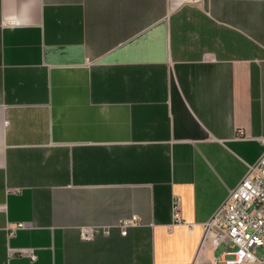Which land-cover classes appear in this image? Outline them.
Returning a JSON list of instances; mask_svg holds the SVG:
<instances>
[{"label":"crops","instance_id":"obj_1","mask_svg":"<svg viewBox=\"0 0 264 264\" xmlns=\"http://www.w3.org/2000/svg\"><path fill=\"white\" fill-rule=\"evenodd\" d=\"M262 138L264 0H0V264H222Z\"/></svg>","mask_w":264,"mask_h":264},{"label":"built area","instance_id":"obj_2","mask_svg":"<svg viewBox=\"0 0 264 264\" xmlns=\"http://www.w3.org/2000/svg\"><path fill=\"white\" fill-rule=\"evenodd\" d=\"M244 134V130H240L237 137L242 138ZM172 207V226L183 223L178 198L174 199ZM139 223L138 218L133 216L121 220L118 225L121 233L125 235L128 227ZM21 226L23 225L17 227ZM6 228L9 229L8 226ZM11 228L14 231L17 229L15 226ZM93 231L90 227L82 228V239H91ZM203 238L213 246L223 244L229 247L226 253L231 257L225 260L215 259L216 263L264 264V150L258 161L248 167L244 178L232 188L204 225ZM21 255L32 260L36 258L34 253L27 250H23Z\"/></svg>","mask_w":264,"mask_h":264}]
</instances>
